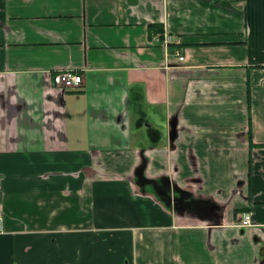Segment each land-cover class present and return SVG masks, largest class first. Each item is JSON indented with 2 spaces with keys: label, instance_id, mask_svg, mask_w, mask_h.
Listing matches in <instances>:
<instances>
[{
  "label": "crops",
  "instance_id": "obj_1",
  "mask_svg": "<svg viewBox=\"0 0 264 264\" xmlns=\"http://www.w3.org/2000/svg\"><path fill=\"white\" fill-rule=\"evenodd\" d=\"M0 216V264H264V0H0Z\"/></svg>",
  "mask_w": 264,
  "mask_h": 264
},
{
  "label": "built area",
  "instance_id": "obj_2",
  "mask_svg": "<svg viewBox=\"0 0 264 264\" xmlns=\"http://www.w3.org/2000/svg\"><path fill=\"white\" fill-rule=\"evenodd\" d=\"M183 57L179 56L178 61L183 62ZM51 84L63 90L75 91L83 84L82 75L73 73L71 71H61L56 73L51 78ZM241 227H249L252 225L250 213L244 212L241 214L240 222ZM2 232L1 216H0V233Z\"/></svg>",
  "mask_w": 264,
  "mask_h": 264
}]
</instances>
